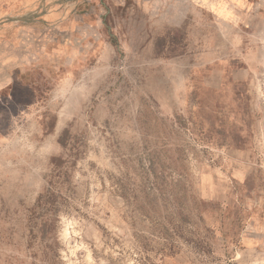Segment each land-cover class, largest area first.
Here are the masks:
<instances>
[{
	"label": "rangeland",
	"instance_id": "obj_1",
	"mask_svg": "<svg viewBox=\"0 0 264 264\" xmlns=\"http://www.w3.org/2000/svg\"><path fill=\"white\" fill-rule=\"evenodd\" d=\"M0 264H264V0H0Z\"/></svg>",
	"mask_w": 264,
	"mask_h": 264
},
{
	"label": "crops",
	"instance_id": "obj_2",
	"mask_svg": "<svg viewBox=\"0 0 264 264\" xmlns=\"http://www.w3.org/2000/svg\"><path fill=\"white\" fill-rule=\"evenodd\" d=\"M10 20H12V21H15V22H16V20H18V19H10Z\"/></svg>",
	"mask_w": 264,
	"mask_h": 264
}]
</instances>
